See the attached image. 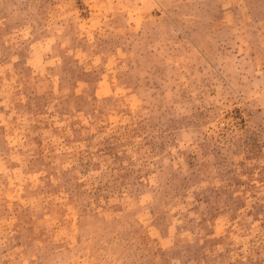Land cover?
Returning a JSON list of instances; mask_svg holds the SVG:
<instances>
[{
	"label": "rangeland",
	"instance_id": "rangeland-1",
	"mask_svg": "<svg viewBox=\"0 0 264 264\" xmlns=\"http://www.w3.org/2000/svg\"><path fill=\"white\" fill-rule=\"evenodd\" d=\"M0 264H264V0H0Z\"/></svg>",
	"mask_w": 264,
	"mask_h": 264
}]
</instances>
